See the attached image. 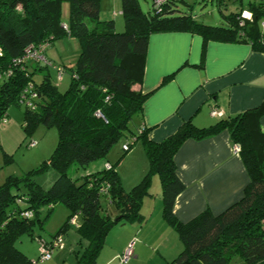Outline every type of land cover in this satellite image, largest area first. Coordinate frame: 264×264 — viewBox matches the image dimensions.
Listing matches in <instances>:
<instances>
[{
  "label": "trees",
  "instance_id": "obj_1",
  "mask_svg": "<svg viewBox=\"0 0 264 264\" xmlns=\"http://www.w3.org/2000/svg\"><path fill=\"white\" fill-rule=\"evenodd\" d=\"M63 1L0 0V120L11 105L25 104L23 127L27 132L39 122L54 125L58 131L57 146L40 168L20 177L10 175L0 185V264H34L16 241L25 233L33 235L37 221L44 225L38 217L39 205L48 204L49 215L59 203L69 214L53 236L64 235L71 219L79 214L77 231L88 245L78 264L95 263L115 224L145 221L142 207L145 197L154 195V175L161 180L163 216L183 243L181 252L167 264H229L236 254L246 264H264V132L260 125L264 102L208 127L187 120L162 141L150 139L148 127H130L152 93L135 87L143 80L152 33L188 31L205 40L248 41L264 51L259 24L264 2L249 1L251 19L242 7L224 14L225 25H212L180 10L178 3L184 0H166L160 5L153 1L151 13H145L138 0H121L125 30L118 32L113 19L101 18L100 0H68L70 18L65 28ZM66 36L79 39L81 53L70 68L68 89L61 92L48 72L41 82L34 79L49 65L20 59L28 45L51 44ZM170 78L165 77L161 84ZM29 98L30 105L26 103ZM225 129L239 146L247 169L244 194L218 214L207 209L183 222L174 212L175 201L185 189L175 155L187 139H201ZM123 137L131 148L141 140L149 158L148 172L132 189L123 187L117 163L82 177L70 175L72 165L86 168L106 157ZM49 166L59 174L45 189L36 182L35 174ZM103 200L118 211L119 221L108 209L104 211ZM24 210H33L35 215L24 217Z\"/></svg>",
  "mask_w": 264,
  "mask_h": 264
},
{
  "label": "crops",
  "instance_id": "obj_2",
  "mask_svg": "<svg viewBox=\"0 0 264 264\" xmlns=\"http://www.w3.org/2000/svg\"><path fill=\"white\" fill-rule=\"evenodd\" d=\"M111 3L100 0V16ZM135 87L143 92L152 91L138 115L135 130L148 127L149 138L162 141L187 120L198 127H208L260 106L264 102V51L248 41L205 40L202 35L188 31L152 33L143 80ZM260 125L264 132V115ZM127 140L126 137L122 140L121 148H112L103 168L107 162L117 163L122 185L130 190L148 172L149 158L140 140L125 153L123 145ZM175 160L185 184L174 205L179 220L190 221L207 209L218 214L243 196L249 176L227 129L201 139H187ZM154 188L156 195L145 197L143 202L145 221L140 224L122 220L115 224L93 264H167L181 252V238L163 216L158 175L152 178ZM112 214L116 217L118 211L114 209ZM79 225L80 222L75 233L80 238L75 237L76 246L70 247L73 258L68 260L64 243L58 257L62 264H78L88 245V240L77 231ZM129 247L132 256L124 263L120 256Z\"/></svg>",
  "mask_w": 264,
  "mask_h": 264
},
{
  "label": "rangeland",
  "instance_id": "obj_3",
  "mask_svg": "<svg viewBox=\"0 0 264 264\" xmlns=\"http://www.w3.org/2000/svg\"><path fill=\"white\" fill-rule=\"evenodd\" d=\"M138 1L140 7L145 13H151L153 11V0ZM249 1L250 0H242L241 4V0H225L224 3L220 4L218 0H184L180 1L178 6L180 10L192 14L199 22L212 25H225L226 19L224 14L226 15L230 12L240 10L242 7L245 11H247ZM109 2L112 3L103 8L104 14H102L101 17L104 19H113L116 30L118 32H122L125 30V19L121 10L122 2L121 0H109ZM256 2H264V0H256ZM116 10L119 11V13H117ZM61 18L63 23L69 22L70 5L68 0H64L62 2ZM263 21L264 16L259 19V24ZM80 53L81 45L77 37L66 36L62 39L53 40V42L47 47V56L54 63V65L64 66L66 71L64 72L63 77L60 78L56 67L50 66L41 72H37L34 75V79L37 82H41L44 74L48 72L50 73L51 80L57 85L58 89L61 92L66 91L71 82L70 68L77 62ZM25 107V104L11 105L6 114L8 122L4 123L0 120V185H2L6 178L10 175L20 177L32 170L40 168L43 162L52 155L58 143V131L54 125H47L43 122H39L29 132L24 129L23 123ZM137 119L138 115H136L130 123V127L133 130H135L139 124ZM124 138L125 137L120 139L114 145L113 150H116L118 147L121 148V143ZM32 141H36L37 145L31 146L30 143ZM106 159H110L109 153L106 157L91 162L86 168H77L72 165L69 169V173L73 177H82L87 172L101 170ZM135 166L136 163L132 165V168H135ZM58 174L59 173L56 168L49 166L43 171L37 172L35 174V180L43 188L48 189L53 185L54 181L58 177ZM152 190L153 194L156 195L157 192L155 188L152 189L151 187V191ZM103 209L104 211L108 209L111 213L114 210L111 205L104 200ZM37 210L38 217L44 222V225L41 226L39 221H37L34 225L33 235L28 233L23 234L16 241V245L18 248L24 249L28 252L34 261V264H62V259H58V257L62 253L63 247L54 249L53 259L41 261L39 260V256L41 252L42 240L52 239L53 234H55L65 223L69 210L62 203L57 204L54 211L49 215L48 204L39 205ZM74 218L75 226L67 229L64 237L65 243L67 244L65 250L67 256L69 257L68 260L73 258L70 247H73L74 245L76 246L75 237H77V239L80 238V236L75 233L76 225L80 222L79 214H76ZM39 234H41V236H39ZM229 264H246V262L239 254H236L230 260Z\"/></svg>",
  "mask_w": 264,
  "mask_h": 264
},
{
  "label": "built area",
  "instance_id": "obj_4",
  "mask_svg": "<svg viewBox=\"0 0 264 264\" xmlns=\"http://www.w3.org/2000/svg\"><path fill=\"white\" fill-rule=\"evenodd\" d=\"M153 1H155L157 5H160L164 3L166 0H153ZM244 15L250 19L252 17V14L247 11L244 12ZM241 23L243 24L244 22L242 21ZM64 27L67 28V25L65 24ZM260 29L262 33V41L264 42V21L260 24ZM48 46H49V42H44L42 44H30L26 47L24 54L20 60L21 61H33L36 63H41V64L49 65L52 67L55 66L56 70L59 72V77L61 78L63 77L65 68L61 65H54V63L48 58L47 53H46ZM32 95L36 96L35 93ZM26 103L30 105L32 103L31 99L30 98L27 99ZM1 120L4 123L8 122V118L6 116H4ZM30 145L35 146L37 145V142L32 141ZM123 150L124 151L131 150V144L129 141H127L123 145ZM235 150L239 151L238 145H235ZM111 166H112V163L110 162H107L105 165V167L107 168H110ZM21 215L27 218H32L35 215V213L33 210H24ZM74 222H75V218H72L70 223H74ZM64 243H65V240H64L63 234H60L58 236H52V239L50 240L43 239L42 244H41V252H40L39 260L46 261V260L51 259L53 256L54 249L62 247ZM131 256H132V249L131 247H129L123 252V254L120 256V259L122 262L127 263L128 260L131 258Z\"/></svg>",
  "mask_w": 264,
  "mask_h": 264
},
{
  "label": "water",
  "instance_id": "obj_5",
  "mask_svg": "<svg viewBox=\"0 0 264 264\" xmlns=\"http://www.w3.org/2000/svg\"><path fill=\"white\" fill-rule=\"evenodd\" d=\"M121 219V216H118L115 218L116 221H119Z\"/></svg>",
  "mask_w": 264,
  "mask_h": 264
}]
</instances>
